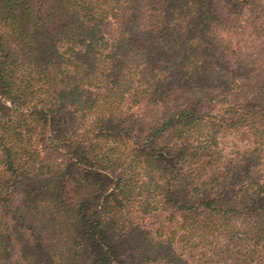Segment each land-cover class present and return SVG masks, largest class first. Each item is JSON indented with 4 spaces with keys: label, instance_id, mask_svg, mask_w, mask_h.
<instances>
[{
    "label": "trees",
    "instance_id": "1",
    "mask_svg": "<svg viewBox=\"0 0 264 264\" xmlns=\"http://www.w3.org/2000/svg\"><path fill=\"white\" fill-rule=\"evenodd\" d=\"M0 264H264V0H0Z\"/></svg>",
    "mask_w": 264,
    "mask_h": 264
}]
</instances>
